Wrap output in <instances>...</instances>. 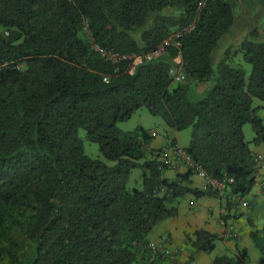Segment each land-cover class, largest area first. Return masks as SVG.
<instances>
[{
	"label": "trees",
	"instance_id": "1",
	"mask_svg": "<svg viewBox=\"0 0 264 264\" xmlns=\"http://www.w3.org/2000/svg\"><path fill=\"white\" fill-rule=\"evenodd\" d=\"M236 8L234 0H0V264L162 263L149 236L178 214L174 202L219 192L194 188L191 170L166 178L154 135L117 127L142 108L190 129L191 160L211 178H233V196H248L257 178L251 145L264 144L254 107L264 104V36L241 34ZM191 24L181 48L147 60ZM103 51L126 59L114 64ZM81 129L112 165L86 155ZM192 237L194 250L209 254L219 239L204 229ZM251 239L264 264V227ZM249 259L243 249L212 264Z\"/></svg>",
	"mask_w": 264,
	"mask_h": 264
},
{
	"label": "crops",
	"instance_id": "2",
	"mask_svg": "<svg viewBox=\"0 0 264 264\" xmlns=\"http://www.w3.org/2000/svg\"><path fill=\"white\" fill-rule=\"evenodd\" d=\"M259 108V111H264V106ZM258 116L264 120V113ZM152 134L154 138L150 144L151 149L177 147L184 150L187 148H181L176 138L169 137L157 141V133L152 132ZM251 149L255 154H264V144L251 145ZM169 154L172 159L173 153ZM185 173L187 169L182 166L178 171L166 170L164 176L175 179L179 174ZM191 183L194 188L203 189L205 186V181L195 175L191 177ZM245 199L247 203L237 200L229 190L218 198H195L192 194H188L179 203L178 214L162 221L154 228L149 236L150 244H154L159 249L161 246L165 247L171 254L169 262L173 264H190L192 256L194 257L192 264H212L216 257L222 256L217 255L220 254L217 252L218 246H221L222 251L228 256H235L238 250L247 249L249 264L251 261L259 264L260 255L251 239L252 231L264 227V188L258 177L252 191ZM250 212H252L251 215ZM228 225H235L238 238L230 239L226 236ZM200 229L218 236L219 241L216 243L214 252L209 254L194 250L192 236Z\"/></svg>",
	"mask_w": 264,
	"mask_h": 264
},
{
	"label": "rangeland",
	"instance_id": "3",
	"mask_svg": "<svg viewBox=\"0 0 264 264\" xmlns=\"http://www.w3.org/2000/svg\"><path fill=\"white\" fill-rule=\"evenodd\" d=\"M237 3V8H236V16L243 19V28L240 30V33H244L246 36L249 32L253 30H259L262 36H264V0H234ZM2 31V28L0 27V32ZM244 36V37H245ZM239 37V36H237ZM235 39H242V38H235ZM264 41V38H261ZM139 61V59H136V62ZM237 62L240 63L243 68L246 70L248 73V76L251 71V67L249 64L245 63L243 60L242 55H238L237 57ZM205 85H201L198 90L203 91ZM264 104L260 102L259 100H256L254 103V107H262ZM264 111L258 110V115L262 116ZM117 127L123 131V132H132L138 127H143L146 130L157 133V141L163 140L169 137L176 138L178 141V144L180 145L181 148H186L189 146L190 143V136H191V130H184L181 132H178L176 130H173L166 126V124L163 122V120L159 117H154L152 116L149 111L146 108H142L138 110L133 117L125 122H120L117 124ZM244 133L246 140L248 142L253 141L255 138V133L251 127L250 124H247L244 127ZM80 137L83 139L84 142V148H85V153L87 156L93 158V159H99L104 162H106L109 165H112L113 163L107 161L99 151V145L96 143H92L88 141L87 139V134L85 130H80ZM141 170L137 169L132 173V184L133 181H137V183H140L141 181ZM183 198H180L176 202H174L173 206L178 207L179 203L182 201ZM250 215L252 212L249 213ZM219 241V240H218ZM152 251L154 252L153 255L160 254L163 257V261L160 264H171L166 258L167 254L162 253L161 248L151 247ZM222 247L218 246L217 252L220 254L217 255H228L226 252L222 251ZM216 253V252H215ZM165 257V258H164ZM136 264V263H135ZM251 264H254L253 261H251Z\"/></svg>",
	"mask_w": 264,
	"mask_h": 264
},
{
	"label": "built area",
	"instance_id": "4",
	"mask_svg": "<svg viewBox=\"0 0 264 264\" xmlns=\"http://www.w3.org/2000/svg\"><path fill=\"white\" fill-rule=\"evenodd\" d=\"M195 24H191L188 26V28L182 30L181 32L173 33L170 35L163 43L162 45L157 49V51H154L150 54H148L147 60L151 61L154 58L160 56L166 47L174 46L176 48H181V41L180 39L187 34L188 32H191L194 30ZM91 39V38H90ZM96 51H101V49L98 46H95ZM103 56L108 60L111 61L112 63L116 64L123 59H126V57H121L116 54L108 53V52H102ZM178 62H181V55L178 56ZM135 64H132L130 67V71L133 72ZM170 74L174 81L176 83H183L185 81V76L181 72V69H172L170 71ZM105 82H108V78H104ZM170 152L173 153V158L171 159L169 154ZM162 160L168 164V169L169 170H174L178 171L179 169L185 167L188 171L191 170L193 172V175L200 177L205 181V186L203 189L206 188H212L214 190H217L219 192V196L223 195L225 192L229 190V186L234 183L233 178H225L222 181H218L214 178H211L199 165L194 163L191 158L186 154L185 150L177 148V147H172L170 148H164L162 151L161 155ZM255 168H256V173L257 177L259 179V182L262 184V187L264 188V154H258L255 158ZM237 200L247 203L246 197L245 196H235ZM226 236L230 239H235L238 238V233L236 230L235 225H228L226 227ZM151 247H155L154 244H151ZM169 254V252H167Z\"/></svg>",
	"mask_w": 264,
	"mask_h": 264
}]
</instances>
